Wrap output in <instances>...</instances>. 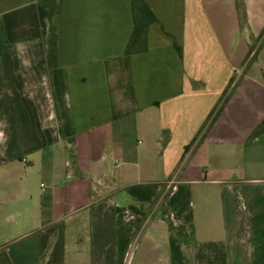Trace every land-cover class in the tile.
Segmentation results:
<instances>
[{
    "label": "crops",
    "instance_id": "crops-1",
    "mask_svg": "<svg viewBox=\"0 0 264 264\" xmlns=\"http://www.w3.org/2000/svg\"><path fill=\"white\" fill-rule=\"evenodd\" d=\"M41 1L0 0V253L198 264L171 224L223 242L227 264H264V81L240 74L264 0H243L244 21L236 0H145L158 24L124 108L105 62L124 53L131 0H62L52 71Z\"/></svg>",
    "mask_w": 264,
    "mask_h": 264
},
{
    "label": "trees",
    "instance_id": "trees-1",
    "mask_svg": "<svg viewBox=\"0 0 264 264\" xmlns=\"http://www.w3.org/2000/svg\"><path fill=\"white\" fill-rule=\"evenodd\" d=\"M47 13L49 30L47 36L43 39L46 47L47 67L50 71L57 67V33L55 19L61 14L62 0H43L39 3ZM236 7L239 18L245 20V9L243 0H236ZM131 13L133 20V30L121 57L110 59L105 62L107 75H113V70H118L126 80V89L122 87L124 100L135 104V96L131 82L130 59L131 56L147 51V33L153 24H158V20L145 2V0H131ZM174 48L181 56V48L174 44ZM110 77V78H111ZM112 91V85H111ZM115 105V103H114ZM117 105H115L116 107ZM221 108V107H220ZM219 108V109H220ZM204 126L207 124L208 120ZM202 130V129H201ZM259 126L255 129L254 135L263 131ZM170 229L175 232L184 244H191L197 252L198 264H227L226 246L223 242H206L200 243L190 237L184 227H174L169 225ZM0 264H12L5 253H0Z\"/></svg>",
    "mask_w": 264,
    "mask_h": 264
},
{
    "label": "rangeland",
    "instance_id": "rangeland-1",
    "mask_svg": "<svg viewBox=\"0 0 264 264\" xmlns=\"http://www.w3.org/2000/svg\"><path fill=\"white\" fill-rule=\"evenodd\" d=\"M251 57L248 59L247 64L240 70V74L247 76L257 69V72L261 75L264 81V32H261L259 37L251 41ZM111 85L113 92V100L115 105L122 107L121 101L124 98V93L126 89V80L123 75L118 70H113V75L111 77ZM122 87L124 90L122 91ZM253 262V261H252ZM245 264H249V261Z\"/></svg>",
    "mask_w": 264,
    "mask_h": 264
}]
</instances>
